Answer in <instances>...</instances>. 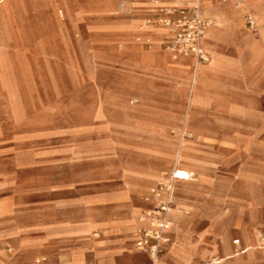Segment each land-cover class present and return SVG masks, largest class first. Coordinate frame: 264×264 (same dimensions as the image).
<instances>
[{
    "label": "rangeland",
    "instance_id": "rangeland-1",
    "mask_svg": "<svg viewBox=\"0 0 264 264\" xmlns=\"http://www.w3.org/2000/svg\"><path fill=\"white\" fill-rule=\"evenodd\" d=\"M25 1L28 6L21 0H7L0 6V31L14 40L13 44L7 45L0 41V66L8 65L5 73L0 72V82L2 74L8 82L0 90V219L12 206L16 209L29 196L46 199L55 213H59L51 215L50 222L44 226L50 235L80 234L82 228L87 227V236L81 239L89 242L95 240L93 233H102L100 227L103 234L94 241L97 244L120 230V226H103L93 215V210L107 211L113 206L136 212L133 234L144 215L141 211L147 206L144 201L147 189L161 178L163 170L158 169V165L169 167L164 170L172 169L157 160L167 154L165 145H168L174 151L172 160L181 158L183 167L192 164L206 167L208 176L198 185V203L182 207L185 209L180 213L173 208V219L159 264H167L170 256L174 260L171 264H216L213 260L222 257L224 246L216 248L213 256L203 249L209 245L213 247L212 244L223 238L234 249L230 258H237V249L246 241L252 242L247 236L242 239L241 227H249L254 234L253 241L259 251L264 252V109L260 116L253 98L246 96L253 91L234 85V79L227 73L241 65L264 66L263 58L255 62L256 55L264 50H251L249 42L246 45L237 40L226 42V63L211 76L216 84H206L202 133H196L193 124L190 127L188 123L189 131L185 133L187 118L184 116L189 113V105L185 108L175 100L185 98L188 101L192 90L190 86L188 89L175 80H167L164 71L152 64L157 60L156 56L168 54L171 58L180 53L169 47L166 36L162 37L163 49L176 53L167 52L163 56L159 54L160 44L154 42L151 50L141 52L142 57L133 61L126 48L127 42L144 50L149 48L137 41V36L141 35L140 27L141 32L155 29L170 32L162 24L155 23L156 13L160 7L173 10L178 0H154L157 8L153 14L137 21L135 32H127L125 23L142 13L138 0ZM217 1L216 11L225 23L240 19V25H244L239 11L223 0ZM250 2L247 12L258 18L261 25L263 18L259 9L263 8L262 2ZM61 4L69 9L68 19L58 16ZM203 6L205 9L204 0ZM228 7L233 14L226 12L228 17L232 16L227 22L224 11ZM208 11L212 15L209 9L205 15ZM215 20L208 27L203 43L211 58L207 63L200 61V67L215 60L207 42L210 29L216 26ZM21 23L24 30L18 36ZM60 29L63 30L62 42ZM260 30L261 26L256 31L248 29L247 34L259 42ZM52 34L56 38L54 54L66 62L67 68L58 64L53 73L10 72L12 65L24 64V44L20 40L36 43ZM142 39L151 42V38ZM2 54L6 55L7 61ZM190 56L197 58L194 54ZM13 57L18 61H12ZM148 67H154L162 76L150 72L153 69ZM134 73L165 81L169 89L167 95L171 98L170 103L166 102V110L154 103L153 91L140 89L128 79L127 76ZM192 83L193 87L198 82ZM176 84L180 87L176 88ZM180 91H186L185 97L179 94ZM254 97L262 98L264 104V83ZM134 99L138 101L134 102ZM170 119H180L183 124L178 125ZM205 137L210 138L213 145L210 146ZM190 142L200 145L192 146ZM172 160L169 163L173 164ZM148 163H152L154 173L146 185H141L140 171ZM187 184L196 185L197 182ZM12 194L21 202L13 203ZM3 198L9 200L2 202ZM120 214V211L110 212L111 220L117 221ZM178 232L182 233L181 237L175 236ZM193 236L197 241L191 240ZM234 239L240 240L238 248L232 245ZM130 251L132 260L143 258L133 250V244ZM246 255L248 252L243 257ZM251 255L252 260L242 264H264L255 260L254 250ZM145 256L147 260L140 264H152ZM99 257L109 262L98 264H115V261L116 264H127L117 261L115 254ZM86 258L81 254L65 264H84ZM220 263L223 262L220 260Z\"/></svg>",
    "mask_w": 264,
    "mask_h": 264
},
{
    "label": "crops",
    "instance_id": "crops-1",
    "mask_svg": "<svg viewBox=\"0 0 264 264\" xmlns=\"http://www.w3.org/2000/svg\"><path fill=\"white\" fill-rule=\"evenodd\" d=\"M21 1L25 2L28 6V2H26L25 0H21ZM30 1L35 2L38 0H30ZM138 1H139V8L142 9L143 11L142 13H140L138 17H131L127 20V22L125 23L127 32H135L137 21H140L145 15L153 14L155 11V7L157 8V5L153 3L154 0H138ZM250 1L251 0H247L245 4L246 11L250 6V3H251ZM4 2L5 0H1L0 6ZM231 6H233L234 9H240V8H237L233 3ZM207 10L208 9L205 6V12ZM227 11L232 12L231 7L226 8L224 11L225 19H227V22H228V18H232V16L228 17L226 14ZM159 15H164V16L173 18L177 14L175 12H169V9H167L166 7H160L159 11L156 13V16H159ZM248 15L249 13L247 12L244 14V25L243 26L240 25L239 22H241V20L238 19V20H234L228 23L229 25L227 27L228 37L232 40L239 41L240 44L242 45H246L248 42L252 40L251 37H249L247 34L248 29H252L256 31L260 27L259 19L256 18L257 28L253 29L247 22ZM206 17H208L211 20L212 22L211 25L213 24L214 19H216L212 15H210L209 11ZM155 23H160V22L157 21ZM162 25H163V28H165V26L167 28H171L167 25H164V24ZM155 26H159V25H155ZM140 29L141 27L139 28L138 32L141 35L137 36V41H140L143 46L148 45L149 48L147 50H144V49H141L137 44H134V43L132 44L131 42L129 43L127 42L126 48L129 53L128 57L130 59H133L134 61V59L136 60L137 58L142 57L141 52L151 50L154 42H157L160 44L159 54L164 56L165 54H167V52H169L163 49V46H162L163 38L162 37L166 36L169 38V40L167 41L169 45L173 37V31H170L168 33L161 32L160 30H148L147 32H141ZM23 30H24V27L22 26V23H21L19 29H17V35L20 36V33H22ZM62 34H63V30L60 29L59 39L61 42H62ZM64 34H65V41H67V29L66 28L64 30ZM143 37L151 38V42H149L148 40H143L142 39ZM55 39L56 38L53 36V34L49 35L48 38H45L44 40H40L39 42H36V43H26L25 41H22L19 39L24 44L23 45L24 50H23V56H22V61L24 64L23 65L18 64L16 66L12 65L10 72L12 73H35L37 71L39 72L45 71V72L53 73L55 72L56 65L58 64H60L61 68H64V67L67 68L68 66L66 62L64 63L62 58H59L57 55L54 54L53 47H54ZM0 41L2 44L7 45V43L13 44L14 40H13V37L7 36L5 32L0 31ZM254 42H258V41L253 40L252 43ZM208 52L210 53V51ZM180 54H185V53H180ZM2 55H3V58H5L4 61H7L6 55L5 54H2ZM210 56H211V53H210ZM166 57L167 55H165L164 57L156 56V58L159 60H155L154 63L152 64H154L158 69L159 68L162 69V65H164L163 59ZM260 58L264 59V52H261L260 54L256 55L255 62H258ZM12 61H18V59L13 57ZM5 67H8V65L3 63V65L0 66V72L2 71L5 73V71H7ZM153 68L148 67L147 69H153ZM215 70H217V68H209L203 71L202 73H200L199 77L197 78L198 83L196 84V93L199 95V100L193 106L194 109L192 110L191 113L196 123L199 124L201 133L203 129L201 126V120L204 117L205 112H206L205 110V101H206L205 88H206V84H208L209 82H211L212 84H216V81L214 79L212 80V77H211L214 75ZM149 71L161 75V73L155 69L149 70ZM227 73L230 76H232V78L234 79L233 81L234 85L238 86L241 89H249L250 91H253L250 94H247L246 96L253 98V103H254V106H256L255 107L256 111L259 113L260 116H262L263 109H264L263 99L260 97L256 98L254 96H255V92L257 91V89H261V86L264 83V66H257V65L256 66H250V65L242 66L241 65V66L235 67L232 70L227 71ZM191 74H192L191 70H189L186 67L183 69H177L175 73L171 75L169 74V76L168 77L166 76L165 78L171 81L175 80L181 85V87L185 86L189 89L190 82H191ZM2 76H3V79L0 82V87H1L0 90H3V87L5 88L6 84L8 83L4 74H2ZM127 77L129 80H131L132 82L136 84V87L143 89V90L145 89L148 91H153L154 93L152 94V96H154L155 98V102H154L155 104L161 106L163 109H165L166 106H168L166 105V102L167 103L170 102L171 98H169V96L167 95L169 89L167 85L165 84L164 80H160V79H157L156 77H151L148 75H141V74H135V73ZM228 85L229 84H227L226 86ZM179 87L180 86H177L176 84V88H179ZM180 92L182 93H179V94L184 96V93L186 91H180ZM241 94L243 95V93ZM180 99H177L175 101L179 100V102H181L180 104H183L184 107L186 108L188 106V101L185 98H180ZM211 116H213V114H211ZM170 120H172L174 123H177L178 125L183 124V121L180 119H177V120L170 119ZM205 138H208V137H205ZM207 140L210 141L211 139L208 138ZM211 141L209 142L210 146L213 145ZM190 144L192 146L200 145L199 143H196V142H190ZM165 146L168 149L167 154L161 157V159L158 158L157 160L160 163L171 166L172 164L169 163V161L172 160L171 158L172 156H174L173 155L174 151L171 146H168V145H165ZM191 161L193 162V160ZM188 167H192L193 169H196L203 176V179L207 178L208 176L207 170L204 167L202 168V166L200 167L197 165L195 166L190 165ZM164 168H169V167H165L162 164L158 165V169H161L163 171H169V170H164ZM186 169H189V168H186ZM189 170L193 171L197 175V177L199 176L198 172L192 169H189ZM146 172L148 174H146ZM149 172L150 173L152 172V173L150 174ZM153 173H154V170L152 167V163H148L140 171L141 177L139 178V183L141 185H146ZM1 175L2 174L0 173V176ZM185 181H195V180H179L177 181V183H181ZM185 183H193V182H185ZM150 189H147L148 194L147 196H144L146 198V200L144 201L146 202L147 206L143 208V210L141 211V213H143L146 216L148 220V225L141 227V228H145L150 225V217L148 215V211L154 208L156 205L155 200L151 197ZM178 193L179 191L175 188L174 195ZM198 199L195 201V203H198L199 201ZM8 200L9 199L3 198L2 202H7ZM11 200H13V203L21 202V199L16 198L13 194H12ZM254 202H258L257 199H255ZM114 207L115 206L111 207L107 211L103 209L96 210V211L93 210V215L96 216L98 220H100V223H102L103 226L108 225V226L116 227L117 225H121V230H118L117 232L114 231L115 233H113L111 236L104 237L99 243L94 244V241L100 238V236H102L103 234V229L100 227L98 229H101L102 233L101 234L99 232L93 233V236H95V240L89 241V242H83V240L81 239L87 236V232H88L87 227L82 228L80 234H64V235L62 234V235H56V236L50 235L49 234L50 231L44 226L46 225L47 222H50L51 215L53 214L57 215L59 213H55V211L51 208V205L47 203L46 199H41V198L37 199V198L26 196L23 199V204L18 205L16 209H14L12 206V209L11 210L9 209L8 214L5 215L2 219H0V262L6 261V262H10V264H38V263L45 261L44 264H65L66 262L70 261L71 259H74V257H78L81 254L87 257L86 258L87 261L84 262V264H98L97 262H109L107 260H102L99 257V255H102V254H107V255L115 254L116 256L115 259L117 261H125V263L127 264H140L141 262L147 260V257L145 255H147L149 257V260L151 261V255L148 251L139 250L136 248L137 235L134 238V233L132 234V227L134 226L135 222L127 223L126 221L127 212L131 211V209L124 208V207H117V208H114ZM174 207H175V201L173 199V208ZM182 209H185V208L177 207L175 211L176 212L178 211V213H180ZM112 211L121 212L120 218L117 221L111 220L110 212ZM80 214H82V212ZM75 215H78V217L80 216L79 214H75ZM75 215H71V217L75 218L76 217ZM172 219H173V215L171 214V220ZM241 228L243 231L242 236H241L242 239L244 240V236L245 237L247 236L248 239L249 238L252 239V242L250 243V245L244 242L240 246V240L239 242L236 243L235 242L236 239H234L233 244H232L233 247L238 248L240 246V248L237 249L238 250L237 258H230L231 252L234 249L231 248L230 244L226 241L225 238L217 240L216 243L212 244L213 247H209L211 245L206 246L203 249V252L210 251L211 256H213L214 253L216 252V248H219L220 245H223L224 249L222 251V259H221V262H223L222 264H242V262H249V260H252L251 250H254L255 256H256L255 260L258 262H264V252L262 251L260 252L259 247L256 246V241H253L254 234L252 233V231H250L249 227H241ZM181 235H182L181 232L177 233V237H181ZM227 235L229 236V233ZM191 240L195 242L197 241V237L193 236ZM10 244L13 246H9ZM132 244H133L134 251L143 256L142 259L132 260L131 258H129L130 253L132 254V251H130V246H132ZM172 245L173 243H171V246ZM10 248L12 249L10 250ZM164 251H165V247H163V251L161 252V255L164 253ZM246 252H248V255L243 257V254ZM168 254H170V252H168ZM8 255H12V257L8 258ZM40 255L42 256L41 258L38 257ZM43 256H46V258L44 259ZM5 258H8V259H5ZM108 260L111 261V258H109ZM167 261H168L167 264H171L170 262H174V260L172 259V256L168 257ZM211 262H212V257H211ZM215 263L221 264L220 262H215ZM115 264H116V261H115ZM206 264H210V263H206Z\"/></svg>",
    "mask_w": 264,
    "mask_h": 264
},
{
    "label": "built area",
    "instance_id": "built-area-1",
    "mask_svg": "<svg viewBox=\"0 0 264 264\" xmlns=\"http://www.w3.org/2000/svg\"><path fill=\"white\" fill-rule=\"evenodd\" d=\"M229 1L237 8H241L245 3V0ZM169 12H175L177 15L173 18L159 15L157 19L158 22L171 27L173 31L169 47L180 53H192L199 61H209L211 56L203 45V37L212 22L205 15L203 0H178V5ZM247 22L253 29L257 28V19L254 15L249 14ZM196 179L197 175L184 167H175L162 172L161 178L150 189L151 197L156 205L148 211L150 225L140 228L136 233L137 249L148 251L152 258L161 254L166 232L172 223L171 210L175 183L179 180ZM235 242H239V239Z\"/></svg>",
    "mask_w": 264,
    "mask_h": 264
},
{
    "label": "bare ground",
    "instance_id": "bare-ground-1",
    "mask_svg": "<svg viewBox=\"0 0 264 264\" xmlns=\"http://www.w3.org/2000/svg\"><path fill=\"white\" fill-rule=\"evenodd\" d=\"M1 1V0H0ZM7 1V0H5ZM225 2H228L232 5V3L229 1V0H224ZM253 1V0H252ZM262 2V6L263 8L262 9H259V13H260V16L263 18V21L261 23V30H260V33H259V37H260V41L259 42H254L252 43V41L255 39H252L250 42H249V47L251 50H254V49H259V50H264V0H259V2ZM217 0H204V3H205V6L210 10L211 14L216 18L217 20V23H216V26L213 28V29H210L209 33H208V45L209 47L211 48V50L213 51L214 55H215V60L214 62H212L210 65L208 66H203V67H200L198 65V63H200V61L196 58L194 59L193 57H191L190 55H192L191 53H185V54H180V56H177V55H171V58L169 57V55L167 54V57L164 58V65H162V70L164 71V73L169 76V74H173L175 73V71L177 69H183V68H188L189 70H191L192 74H191V83H190V90L191 91V94L189 95L188 97V114L185 115V117L187 118V121H186V125H185V133L186 131H189L188 130V125L191 127L192 124L194 126V128H196V133H201L200 131V126L198 123H196V121L194 120V118L192 117V110L194 109V105L195 103L199 100V95L196 93V95L194 94V92L196 91V85L194 84V86L192 87L194 80L196 81L197 78L199 77L200 73H202L203 71L209 69V68H221L225 63H226V42L227 41H233L232 39H230L228 37V30H227V27H228V24L225 23L223 21V19L221 18L220 14L217 13ZM247 0L245 1L244 5L240 8V9H236L237 11H239L243 18H244V14L247 12L245 10V4H246ZM253 3V2H252ZM249 13V12H247ZM251 14V13H249ZM58 16L59 18H69V9L64 5V4H61L59 6V9H58ZM260 24V22H259ZM167 31H172L171 28H167ZM165 29V30H166ZM208 29V27H207ZM206 29V31H207ZM77 30V29H76ZM156 30V29H155ZM259 30V29H258ZM206 31L204 33V37H203V43H204V40H205V34H206ZM77 42V41H76ZM237 42V41H236ZM78 43V42H77ZM170 53H176V52H173V51H169ZM228 57V56H227ZM159 60V59H157ZM161 60V59H160ZM197 61V63H196ZM166 67V68H165ZM165 68V69H164ZM185 75V74H184ZM187 75V74H186ZM189 75V74H188ZM175 99V97H174ZM177 100V99H176ZM201 100V99H200ZM135 101H138L137 99H134V102ZM142 101V99L140 100V102ZM179 101V100H178ZM177 101V102H178ZM170 103V102H169ZM181 103V102H180ZM142 104V103H141ZM151 105V104H150ZM176 105V103H175ZM174 105V106H175ZM182 104H180L181 106ZM170 106V105H169ZM177 106V105H176ZM175 106V107H176ZM140 107V106H139ZM144 107H142L143 109ZM177 108V107H176ZM179 108V106H178ZM182 108V107H181ZM171 109V108H170ZM174 109V108H173ZM180 110V109H179ZM152 111V109L150 110ZM170 112V111H169ZM168 112V113H169ZM203 112V111H202ZM171 114V113H170ZM168 116V115H167ZM170 116V115H169ZM195 116V115H194ZM197 117V116H196ZM185 119V118H184ZM200 120V119H199ZM188 123V125H187ZM158 125V124H157ZM202 126V125H201ZM156 129V128H155ZM158 129V128H157ZM200 137V136H199ZM199 139V138H198ZM169 142V141H168ZM190 164V163H189ZM182 165V159L179 158V157H175V160L173 162V164L171 165L172 168H175V167H183L181 166ZM193 165V164H192ZM185 168H189V169H192L196 172H198L196 169H193L192 167H185ZM203 168V167H202ZM206 168V167H205ZM208 168V167H207ZM209 170V169H208ZM150 171V170H149ZM205 172V171H204ZM150 173V172H149ZM152 173V172H151ZM150 173V174H151ZM199 173V172H198ZM146 174H148L146 172ZM249 178V177H248ZM203 179V176L199 173V176L197 177V179L195 181H185V182H197L196 185H189L185 182H181V183H175V188L179 191L178 194H176V201H175V209L177 207L179 208H182V207H190L192 206L193 203H195V201L198 199V197L200 196L199 192H198V188L197 186L201 183ZM200 198V197H199ZM173 199H175V195H173ZM173 212V208L171 210V214ZM133 213V214H132ZM136 212L134 210L130 211L127 213V216H126V221L127 223L128 222H136V220L134 219V214ZM139 223H140V226L135 230L134 232V238L136 236V233L137 231L141 228V227H144V226H147L148 225V220L146 218L145 215H143L140 219H139ZM137 224V223H136ZM120 226V230H121V225ZM169 230V229H168ZM173 231V230H172ZM168 231L166 232V238L164 239V243L167 242V239H168ZM175 235V234H173ZM177 237V235H175ZM255 239V238H254ZM264 241V238L262 239ZM247 244L250 245V243L248 241H246ZM171 245V243H170ZM134 250V249H133ZM163 255V254H162ZM162 255H159L157 257H154L152 258L151 257V262L152 264H159L160 262V259L162 258ZM220 255V254H219ZM222 259V257H216L214 258V262H220V260Z\"/></svg>",
    "mask_w": 264,
    "mask_h": 264
}]
</instances>
